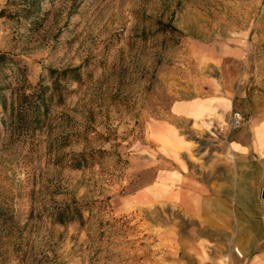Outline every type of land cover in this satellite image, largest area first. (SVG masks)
<instances>
[{"label": "rangeland", "instance_id": "rangeland-1", "mask_svg": "<svg viewBox=\"0 0 264 264\" xmlns=\"http://www.w3.org/2000/svg\"><path fill=\"white\" fill-rule=\"evenodd\" d=\"M25 2L0 0V264H195L166 190L207 133L171 105L232 95L223 126L264 123V0Z\"/></svg>", "mask_w": 264, "mask_h": 264}, {"label": "crops", "instance_id": "crops-1", "mask_svg": "<svg viewBox=\"0 0 264 264\" xmlns=\"http://www.w3.org/2000/svg\"><path fill=\"white\" fill-rule=\"evenodd\" d=\"M232 95L210 94L178 98L172 114L189 120L195 131L207 133L178 161L176 185L166 190L184 215L194 220L187 237L205 250L195 264H256L264 261V123L255 117L226 130L222 125L233 104ZM170 134L172 157L183 153L179 125L158 124ZM158 131V130H157Z\"/></svg>", "mask_w": 264, "mask_h": 264}, {"label": "trees", "instance_id": "trees-1", "mask_svg": "<svg viewBox=\"0 0 264 264\" xmlns=\"http://www.w3.org/2000/svg\"><path fill=\"white\" fill-rule=\"evenodd\" d=\"M41 2L42 0H26L23 7L19 8V14L24 15L30 19L31 22H36L38 20L40 11H41ZM0 15H7L6 7H2L0 9ZM11 58L6 55L5 51H0V83L2 82V78L5 73L4 70L8 65V62ZM48 86H46L47 88ZM20 93H18L19 95ZM23 95H26L23 93ZM71 212V211H70ZM76 211L72 210L71 215H66L65 211H60L58 216L56 217L58 221L63 222L65 220L76 218Z\"/></svg>", "mask_w": 264, "mask_h": 264}, {"label": "built area", "instance_id": "built-area-1", "mask_svg": "<svg viewBox=\"0 0 264 264\" xmlns=\"http://www.w3.org/2000/svg\"><path fill=\"white\" fill-rule=\"evenodd\" d=\"M244 123V115L238 109L231 110L230 118L226 125V130L236 128L241 126Z\"/></svg>", "mask_w": 264, "mask_h": 264}, {"label": "water", "instance_id": "water-1", "mask_svg": "<svg viewBox=\"0 0 264 264\" xmlns=\"http://www.w3.org/2000/svg\"><path fill=\"white\" fill-rule=\"evenodd\" d=\"M261 197L264 198V186L262 187V190H261Z\"/></svg>", "mask_w": 264, "mask_h": 264}]
</instances>
